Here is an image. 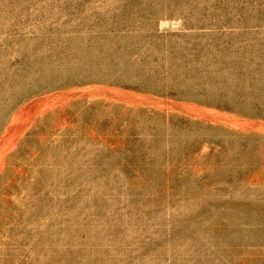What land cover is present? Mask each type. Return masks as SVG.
Here are the masks:
<instances>
[{"label":"rangeland","instance_id":"rangeland-1","mask_svg":"<svg viewBox=\"0 0 264 264\" xmlns=\"http://www.w3.org/2000/svg\"><path fill=\"white\" fill-rule=\"evenodd\" d=\"M0 264H264V0H0Z\"/></svg>","mask_w":264,"mask_h":264}]
</instances>
